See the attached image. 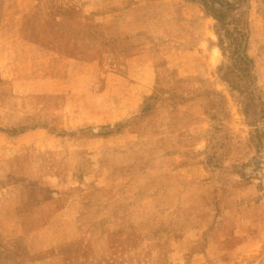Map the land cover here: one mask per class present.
Here are the masks:
<instances>
[{
	"label": "rangeland",
	"instance_id": "obj_1",
	"mask_svg": "<svg viewBox=\"0 0 264 264\" xmlns=\"http://www.w3.org/2000/svg\"><path fill=\"white\" fill-rule=\"evenodd\" d=\"M120 5L0 0V264H264V0L220 28L163 0L111 54ZM71 88L73 116L27 98Z\"/></svg>",
	"mask_w": 264,
	"mask_h": 264
},
{
	"label": "crops",
	"instance_id": "obj_2",
	"mask_svg": "<svg viewBox=\"0 0 264 264\" xmlns=\"http://www.w3.org/2000/svg\"><path fill=\"white\" fill-rule=\"evenodd\" d=\"M88 3H93L98 0H84ZM113 1V0H112ZM163 0H117L121 5L114 8L113 11L107 15L104 26L101 28L104 34L108 37V49L111 54L115 53H130L135 47L136 36L141 33L150 32L153 30L154 21H157L156 16L158 3ZM124 22V23H123ZM81 66L92 70L93 73L88 76V80L84 83L88 89L93 88L97 81L98 73H105L107 70L110 72H116L115 65H111L110 60L104 64L98 62L84 61L79 62ZM94 71H98L94 75ZM87 77V76H86ZM85 77V78H86ZM11 82V83H10ZM11 80L3 79L0 81V87L4 88L7 84H12ZM9 87V86H8ZM7 87V88H8ZM84 88V87H83ZM81 90V91H79ZM82 89L65 90L63 92L55 94H34L27 98L30 99H41L44 103L49 102L51 106H47L46 109H53L56 114H64L66 116L77 115V111L74 110L79 105V100L84 98H92V92L87 94ZM1 98H9L7 91L0 93ZM14 98L19 99L17 92L13 94ZM147 94L141 95L140 97H146ZM111 97H114L111 95ZM32 101V100H30ZM34 106L37 104L32 103ZM44 104H41V107ZM173 143V140H172Z\"/></svg>",
	"mask_w": 264,
	"mask_h": 264
},
{
	"label": "trees",
	"instance_id": "obj_3",
	"mask_svg": "<svg viewBox=\"0 0 264 264\" xmlns=\"http://www.w3.org/2000/svg\"><path fill=\"white\" fill-rule=\"evenodd\" d=\"M190 1V0H189ZM197 2L203 9V11L211 16L217 23L218 27H223L229 25V20L227 15L236 11L239 8V4L243 3L245 0H236L234 3L229 0H191ZM233 28H236V23ZM245 26L241 29H238L240 34V39L233 38L230 40V45H235L234 55L237 54L241 59H247L246 57V31ZM228 33V30H225ZM242 32V33H241ZM248 61V60H247Z\"/></svg>",
	"mask_w": 264,
	"mask_h": 264
},
{
	"label": "bare ground",
	"instance_id": "obj_4",
	"mask_svg": "<svg viewBox=\"0 0 264 264\" xmlns=\"http://www.w3.org/2000/svg\"><path fill=\"white\" fill-rule=\"evenodd\" d=\"M213 60H214V58H213Z\"/></svg>",
	"mask_w": 264,
	"mask_h": 264
}]
</instances>
